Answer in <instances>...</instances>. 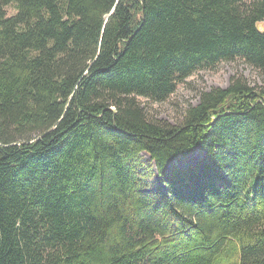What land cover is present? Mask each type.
Segmentation results:
<instances>
[{"label": "trees", "instance_id": "1", "mask_svg": "<svg viewBox=\"0 0 264 264\" xmlns=\"http://www.w3.org/2000/svg\"><path fill=\"white\" fill-rule=\"evenodd\" d=\"M0 264H264V0H0Z\"/></svg>", "mask_w": 264, "mask_h": 264}, {"label": "rangeland", "instance_id": "2", "mask_svg": "<svg viewBox=\"0 0 264 264\" xmlns=\"http://www.w3.org/2000/svg\"><path fill=\"white\" fill-rule=\"evenodd\" d=\"M7 12L8 15L16 13L13 6L8 7ZM233 77H242L252 87H261L262 85V79L257 70L243 61H236L221 63L214 69L199 71L187 79L186 82L180 84L177 87L176 93L165 103L157 104L142 98L139 101L147 111L149 117L171 125H179L183 121L186 110L190 106H196L199 103L201 93L215 88L227 89ZM144 158L147 163H150L148 155L145 154ZM200 159V152L195 150L188 157L176 158L171 163V167H178L186 171ZM151 184L160 185V179L155 175Z\"/></svg>", "mask_w": 264, "mask_h": 264}]
</instances>
